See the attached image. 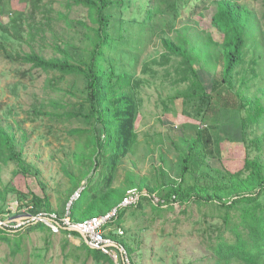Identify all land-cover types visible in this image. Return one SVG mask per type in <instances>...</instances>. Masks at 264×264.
Returning <instances> with one entry per match:
<instances>
[{
  "label": "trees",
  "instance_id": "1",
  "mask_svg": "<svg viewBox=\"0 0 264 264\" xmlns=\"http://www.w3.org/2000/svg\"><path fill=\"white\" fill-rule=\"evenodd\" d=\"M8 2L0 0V33L4 38L36 41L62 20L72 31L68 41L59 42L53 35L52 58L36 51L13 54L0 41V52L6 58L54 75L48 80L51 89L56 90L69 77L83 84L77 90L79 100L51 98L47 104L33 105L29 113L33 120L49 118L64 126H82L70 131L86 144L84 153L77 154L82 170L80 177L71 176L68 202L82 182L87 183L70 205V220L81 223L122 203L126 191L117 189L115 182L122 160L139 141L140 94L154 81L165 80L175 88L169 101L178 107L182 103L183 115L200 121L201 127L195 138L186 141L179 179L154 186L143 184L147 194L136 207L120 209L116 225H125L130 210H136L137 221L146 222L144 209L150 206V225L158 221L163 226L173 224L171 233L162 229L164 237L183 236L195 242L193 259L189 261L186 254L185 264H264V34L256 29L250 4L243 0H65L68 12L62 13L54 8L56 0H27L28 13L5 21ZM212 7L215 12L208 25L220 34V40L206 31L200 41L194 34ZM75 8L85 11V16L72 19ZM169 15L173 21L157 32L164 51L144 62L143 77L126 71L123 63L128 57L125 49L130 28L138 27L142 38L146 28L153 32ZM180 19L185 24L178 27ZM200 70L213 76L210 89ZM25 142L20 141L19 146L17 136L0 123L3 164L16 162L21 171L28 172L23 156ZM225 142L243 146V169L232 172L209 165V160H224ZM176 204L181 207L178 212ZM41 214L56 213L49 200L34 196L31 217ZM40 228L52 231L43 222L32 224L29 231ZM68 233L82 238L76 231ZM105 236L124 247L131 264H136L135 248L124 238L117 239L114 230ZM0 238L17 253L23 248L22 236ZM83 248L98 263L116 264L100 250L85 243Z\"/></svg>",
  "mask_w": 264,
  "mask_h": 264
},
{
  "label": "rangeland",
  "instance_id": "2",
  "mask_svg": "<svg viewBox=\"0 0 264 264\" xmlns=\"http://www.w3.org/2000/svg\"><path fill=\"white\" fill-rule=\"evenodd\" d=\"M243 1L250 4L256 18V29H262L264 34V0ZM6 6L8 8L5 21L30 11L27 0H9ZM54 8L62 13L68 12L65 0H56ZM214 12L215 7L207 10L203 22L198 24L197 33L194 35L200 41L206 31L213 33L216 40H220V34L208 25ZM85 14L82 9L75 8L71 12V18L81 19ZM160 21L153 32L150 33L146 28L142 38H139L138 27L130 28L128 46L125 49L128 57L123 67L137 77H143L142 67L146 60L164 51L157 32L163 29L167 22L173 21V16H165ZM177 24L181 27L185 23L180 19ZM194 24L191 22L190 26L194 27ZM54 34L59 38V42H63L69 40L72 31L62 20L55 24L52 32L47 31L46 37L36 41H30L28 37L21 42L11 40L4 38L1 33L0 41H4L13 54L36 51L52 58L55 56ZM251 55L252 53L249 58ZM196 64L199 66V63ZM160 72L164 73V70ZM199 72L204 84L210 89L213 76L204 70ZM52 77L54 75L34 69L31 65L14 62L0 52V123L17 136L19 146L20 141H26L23 145V156L28 169V172H23L16 162L5 165L0 161V237L5 236L11 240L23 237V248L18 253L8 241L0 238V264H109L98 263L90 257L83 248V239L68 233L71 231L69 229L59 228L55 231L50 227L52 223L48 222L45 224L52 231L46 228L29 231L32 225L31 209L34 196L49 200L52 212L56 213L57 217L68 212L70 201L68 202L67 198L72 187L71 176L80 177L82 170L77 161V154L85 151L86 141L83 144L84 140H79L78 136L70 132L82 126L77 123L64 126L52 122L49 118L33 120L29 114L33 105L47 104L51 98L63 102L79 100L77 90L83 87L80 81L69 77L53 90L48 85V80ZM174 90L170 82L164 80L162 83V80H156L144 87L140 94L142 107L136 125L139 141L134 151L122 160L115 182V187L126 193L136 189L141 194L140 200L147 194L146 189L141 187L143 184L154 186L163 182H176L179 179L181 154L187 149L186 141L195 138L201 127L200 121L183 115L182 103L178 107L169 101V96L174 94ZM233 119L234 117L227 122H232ZM225 137L226 135H223V140ZM223 149L224 160H209V165L215 169L232 172L243 169V146L225 142ZM86 183L87 180H84L76 193L86 187ZM76 193L71 200H74ZM157 199L159 198L155 197V201ZM175 207L177 212L180 211L179 204ZM144 210L148 214L143 224L136 220V210H130L125 216V225L122 228L116 223L110 227L117 239L124 238L128 245L135 248V263L185 264L186 254L191 261L195 242L183 236L164 237L162 229L166 228V232L171 233L173 224L163 226L158 221L150 225L151 207L146 206ZM119 229L124 230V235L119 236ZM110 256L115 258L116 264H126L121 247L115 248Z\"/></svg>",
  "mask_w": 264,
  "mask_h": 264
},
{
  "label": "built area",
  "instance_id": "3",
  "mask_svg": "<svg viewBox=\"0 0 264 264\" xmlns=\"http://www.w3.org/2000/svg\"><path fill=\"white\" fill-rule=\"evenodd\" d=\"M83 189L84 188L76 193L74 200L80 197V193ZM140 197L141 194L136 189L130 190L126 193L119 207L114 208L112 211L108 212L105 215L93 217L77 224L73 223L70 220V206L68 208L67 215L62 219H59L55 214L51 216L41 214L32 217L31 220L32 224H36L39 222L52 223L50 224V227L55 229V231H58L59 228H65L69 230L77 228L85 236V238L82 237L83 243L87 244L92 249L100 250L108 255H111V253H113L115 246H119L124 251V260L126 264H131L124 247L119 245L113 239L106 237L105 234L112 230L110 227L111 225L115 224V221H117L120 209L136 207L140 202ZM72 201L70 205L72 204ZM156 201L158 202L159 199H157ZM124 233L125 232L123 229H119V235H124Z\"/></svg>",
  "mask_w": 264,
  "mask_h": 264
},
{
  "label": "water",
  "instance_id": "4",
  "mask_svg": "<svg viewBox=\"0 0 264 264\" xmlns=\"http://www.w3.org/2000/svg\"><path fill=\"white\" fill-rule=\"evenodd\" d=\"M71 231H76V232L80 233V234L82 235L83 238H85V236H84V235H83V234H82L77 228L72 229ZM114 248H116V249H120L119 246H115ZM113 259H114V261L116 262L115 258H113Z\"/></svg>",
  "mask_w": 264,
  "mask_h": 264
}]
</instances>
